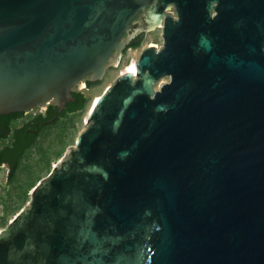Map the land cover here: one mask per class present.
Returning <instances> with one entry per match:
<instances>
[{
    "label": "water",
    "instance_id": "water-1",
    "mask_svg": "<svg viewBox=\"0 0 264 264\" xmlns=\"http://www.w3.org/2000/svg\"><path fill=\"white\" fill-rule=\"evenodd\" d=\"M159 1L177 18L155 0H0V116L56 121L163 27L0 229V264H264V0Z\"/></svg>",
    "mask_w": 264,
    "mask_h": 264
},
{
    "label": "trees",
    "instance_id": "trees-1",
    "mask_svg": "<svg viewBox=\"0 0 264 264\" xmlns=\"http://www.w3.org/2000/svg\"><path fill=\"white\" fill-rule=\"evenodd\" d=\"M132 45L141 46L142 40L133 41ZM87 85H92V82H88ZM72 98L73 100L67 104L58 119L47 125H41V122L51 121L54 118L56 108L52 105H49L44 113L31 116L22 125H18L17 122L25 116L23 113L0 116V168L5 165L4 167L8 169L7 185L10 186L16 181L18 182L14 202L16 205L7 207L6 212L19 209L28 201L29 190L43 178L41 174L45 172L48 175L51 171V163L62 157L66 151L69 144L68 138L75 132L76 124L89 103L86 94L77 89L72 91ZM58 125L61 128L56 136L57 150L46 151L38 145L39 136ZM34 149L39 155V160L36 161L35 166H32L29 159ZM21 170L26 174L23 179L18 178V173ZM2 224L5 226L7 223L4 221Z\"/></svg>",
    "mask_w": 264,
    "mask_h": 264
},
{
    "label": "rangeland",
    "instance_id": "rangeland-1",
    "mask_svg": "<svg viewBox=\"0 0 264 264\" xmlns=\"http://www.w3.org/2000/svg\"><path fill=\"white\" fill-rule=\"evenodd\" d=\"M149 45H155V31L146 33L145 34V40H144L143 44L141 45V47L138 50L128 51L125 54V56L122 58V60L120 61L119 65H117L115 68L109 69L106 73L105 78L102 81L98 82V84L94 88L90 89L89 91L86 89H82L83 87H81L79 89V91L84 92L86 94V96L89 98V103H88L86 110L81 115L80 120L76 124L75 132L74 133L71 132L72 134L68 138L69 144L67 145L66 150L68 149V147L74 145L78 135L84 130V120H85L86 115L88 114V112L90 110V107H91V104L93 103L94 98H96L97 96H100L105 91V89L115 80V78L120 75V73L122 72L124 67L127 66L129 63H131V61L133 59L137 60L138 57L140 56L142 50ZM168 80L169 79L167 77L163 78L159 82V84L156 85V88H158L160 84H163V83L167 82ZM43 110H45V109H40V110L35 109L34 111L28 113V115L25 114V116L22 119H20L17 122V124L20 125L21 123L27 121L33 114L40 112V111H43ZM60 128H61V126L58 125L52 129L48 130L43 135L40 134L39 139H38L39 140L38 145L40 147L44 148L46 151L57 150L58 140H57L56 136H57L58 132H60ZM59 159L57 158L56 160H54L51 163V169H52V166ZM38 160H39V155L36 153V149H34L32 151V155L29 159V162H30V164H32V166H35L36 161H38ZM25 163H27V161H25ZM7 174H8V169L4 166H1V168H0V229L4 227V224H2L4 221H6V223H8L14 217V215L22 207H24L27 203V202H25V204H23L21 206V208L16 209L14 211H8V212L5 211L7 207L16 205L14 202L16 199V191H17V186H18L17 181L10 186L7 185ZM41 176L45 177L46 173L43 172L41 174ZM25 177H26L25 172L23 170H21L18 173V178L23 179ZM30 191L31 190H29L28 195H30Z\"/></svg>",
    "mask_w": 264,
    "mask_h": 264
},
{
    "label": "flooded vegetation",
    "instance_id": "flooded-vegetation-1",
    "mask_svg": "<svg viewBox=\"0 0 264 264\" xmlns=\"http://www.w3.org/2000/svg\"><path fill=\"white\" fill-rule=\"evenodd\" d=\"M155 8L162 13V25L165 23V19H166V15H171L174 19L177 18V12L176 9L173 5H166L163 4L162 2H160L159 0H155ZM215 14V11H212V15ZM162 25L161 26H157L155 28V47L160 48L163 44V40H162ZM142 40V44L145 40V34H141L139 36H137L133 41H138V40ZM132 41V42H133ZM132 42L127 46V48L123 51L122 54V58L125 56V54L130 51V50H138L141 46H134L132 45ZM122 58L120 59V61L122 60ZM105 78V77H104ZM91 83L90 82V78L88 77L87 79L84 80L83 84L85 85V87H83L82 89H86V90H90L92 88H94L98 82L92 83V85L88 86L87 84ZM50 120L45 121V122H41V125H47L49 124ZM5 166V165H2Z\"/></svg>",
    "mask_w": 264,
    "mask_h": 264
},
{
    "label": "bare ground",
    "instance_id": "bare-ground-1",
    "mask_svg": "<svg viewBox=\"0 0 264 264\" xmlns=\"http://www.w3.org/2000/svg\"><path fill=\"white\" fill-rule=\"evenodd\" d=\"M134 61H136V60L133 59V60L131 61V63H129L127 66H125L124 69L122 70V72H121L120 74H123V73H126V72H134V71H135V64H134ZM82 87H85V85L82 84ZM97 97H99V96H97ZM97 97H96V98H97ZM96 98H94L93 103L91 104V106L94 104ZM90 108H91V107H90Z\"/></svg>",
    "mask_w": 264,
    "mask_h": 264
}]
</instances>
